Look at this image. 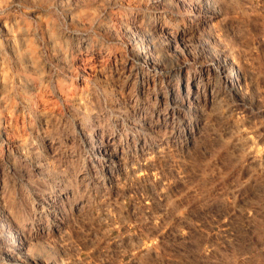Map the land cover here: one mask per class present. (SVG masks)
Masks as SVG:
<instances>
[{
    "label": "rangeland",
    "instance_id": "374dc122",
    "mask_svg": "<svg viewBox=\"0 0 264 264\" xmlns=\"http://www.w3.org/2000/svg\"><path fill=\"white\" fill-rule=\"evenodd\" d=\"M208 1L0 0V264H264V0Z\"/></svg>",
    "mask_w": 264,
    "mask_h": 264
},
{
    "label": "bare ground",
    "instance_id": "6f19581e",
    "mask_svg": "<svg viewBox=\"0 0 264 264\" xmlns=\"http://www.w3.org/2000/svg\"><path fill=\"white\" fill-rule=\"evenodd\" d=\"M206 1V3L208 4H210V2L208 1V0H205ZM212 1V0H211ZM217 1V0H216ZM215 4V3H214ZM199 5V4H198ZM216 5V4H215ZM215 5H213L212 4V6H215ZM215 8V7H214ZM209 22V21H208ZM109 28V27H108ZM167 34V33H166ZM175 37V36H174ZM178 48V47H177ZM144 50H145V48H143ZM140 55L143 57V58H146L147 57V53L145 52L144 54H143V52H142V54L140 53ZM154 60V59H153ZM232 62V61H231ZM231 62H230V64H231ZM227 65V64H226ZM216 66V65H215ZM228 67V66H227ZM159 69V68H158ZM165 69V68H164ZM209 69V68H208ZM213 69H215V72H216V74H217V76L220 78V79H223V77L225 76V75H231V76H229L228 77V79H226L225 81H224V87H226V88H228V89H237L238 87H239V83H241V75H242V71H241V69H238V70H236V68H235V65H230V67L229 68H226V67H222V66H217V67H214ZM246 70V69H245ZM130 72V71H129ZM246 72V71H245ZM208 73V72H207ZM209 74V73H208ZM214 74V73H213ZM243 74H245V73H243ZM247 74V73H246ZM247 77V76H246ZM243 80H244V78H242ZM247 79V78H246ZM245 79V80H246ZM190 78H188V80H187V87H188V89H187V91L188 92H190L191 93V90H190ZM242 80V81H243ZM244 80V81H245ZM245 84V83H244ZM196 88L195 89H193V91H192V95H193V97H194V99H193V104H195V105H201L202 104V102H203V100L201 99V96H200V94H201V92L203 91L202 90V88H201V86H202V83H201V81L199 80L198 82H197V84H196ZM222 88V87H221ZM239 89V88H238ZM115 90V89H114ZM228 91V90H227ZM205 92V91H204ZM179 93V92H178ZM186 93V92H185ZM233 93V92H232ZM166 95V94H165ZM181 95V94H180ZM192 99V98H191ZM165 101V100H164ZM180 100H178V102H179ZM41 102V101H40ZM187 102V101H186ZM189 102V101H188ZM188 102H187V104H188ZM169 103V102H168ZM177 103V102H176ZM175 103V104H176ZM179 104H180V102H179ZM182 104V103H181ZM192 104V105H193ZM173 105V104H172ZM194 106V105H193ZM203 106V105H202ZM176 107V106H175ZM195 107V106H194ZM188 108V107H187ZM190 108V107H189ZM188 108V109H189ZM192 108V107H191ZM196 108V107H195ZM194 108V109H195ZM135 110V109H134ZM140 110V109H139ZM185 110V109H184ZM196 110H198V109H196ZM139 112V111H138ZM192 112V111H191ZM197 112V111H196ZM147 113V112H146ZM143 114V113H142ZM144 115V114H143ZM175 115V114H174ZM145 121V120H144ZM144 123V122H143ZM140 124H142V123H140ZM146 124V123H145ZM148 124V123H147ZM149 125V124H148ZM141 126V125H140ZM134 127V126H133ZM151 128V127H150ZM141 130V129H140ZM144 130H146V129H144ZM136 131V130H135ZM152 131V130H151ZM153 132V131H152ZM133 133V132H132ZM143 135V134H142ZM146 136V135H145ZM149 137V136H148ZM142 140V139H141ZM31 149V148H30ZM147 149V148H146ZM111 153V152H110ZM16 154V153H15ZM105 154H103V156H104ZM52 156V155H51ZM116 156V155H115ZM112 157H113V155H112ZM111 158V157H110ZM115 159V158H114ZM119 159V158H118ZM120 160V159H119ZM39 170V169H38ZM111 170V169H110ZM108 172V171H107ZM57 173V172H56ZM108 174V173H107ZM118 174V173H117ZM116 178V177H115ZM72 199V198H71ZM1 201V200H0ZM24 235V234H23ZM24 237V236H23ZM21 238V237H20ZM18 240V239H17ZM20 240V239H19ZM20 242V241H19ZM20 244V243H19ZM28 256V255H27ZM27 258V257H26ZM18 261V260H17ZM24 261V260H23ZM26 261V260H25ZM18 263V262H17Z\"/></svg>",
    "mask_w": 264,
    "mask_h": 264
}]
</instances>
